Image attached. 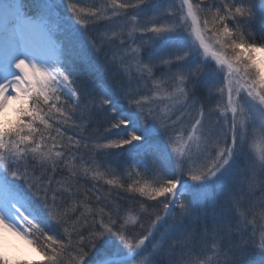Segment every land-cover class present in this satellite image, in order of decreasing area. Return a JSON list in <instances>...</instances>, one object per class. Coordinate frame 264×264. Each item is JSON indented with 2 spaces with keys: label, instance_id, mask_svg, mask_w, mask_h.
<instances>
[{
  "label": "snow or ice",
  "instance_id": "snow-or-ice-1",
  "mask_svg": "<svg viewBox=\"0 0 264 264\" xmlns=\"http://www.w3.org/2000/svg\"><path fill=\"white\" fill-rule=\"evenodd\" d=\"M258 133L264 0H0V264H264Z\"/></svg>",
  "mask_w": 264,
  "mask_h": 264
},
{
  "label": "rangeland",
  "instance_id": "rangeland-1",
  "mask_svg": "<svg viewBox=\"0 0 264 264\" xmlns=\"http://www.w3.org/2000/svg\"><path fill=\"white\" fill-rule=\"evenodd\" d=\"M81 2H85L87 5H91L93 3H97L99 5L102 2H105V0H80ZM198 0H193V3H197ZM175 3L177 6H179V0H175ZM86 5V6H87ZM88 7V6H87ZM101 27H103V24L97 25V30H99ZM157 95V94H154ZM225 103H226V95H225ZM213 107H215V101H213ZM161 107H164V104H161ZM62 131L65 132V142H67V136H72L73 140H75L77 137L75 135V129L72 127L62 128ZM249 151L253 155H258L260 151H264V134H257L249 139ZM99 171H102V168L99 169ZM155 203V202H154ZM139 219V217H137ZM10 246L8 250L5 252L10 257H16L20 258L22 256L28 257L29 259L38 260L39 257L35 252L32 251L31 247H29L27 244L26 247L23 245H19L18 243H15L14 241H10Z\"/></svg>",
  "mask_w": 264,
  "mask_h": 264
},
{
  "label": "trees",
  "instance_id": "trees-1",
  "mask_svg": "<svg viewBox=\"0 0 264 264\" xmlns=\"http://www.w3.org/2000/svg\"><path fill=\"white\" fill-rule=\"evenodd\" d=\"M97 4V3H95ZM81 5L82 6H90V5H87L85 2H81ZM87 5V6H86ZM229 24H231V22L229 21ZM102 130V129H101ZM102 174H103V178L98 180V181H92L90 178H89V182L90 183H93V184H98L99 187H101V189L103 190L104 193H107L108 191H111L113 193V195H115L116 193H119L120 194V197L122 199V202H127L128 198H131V197H135L136 199H144L142 197H139L138 194L136 193H132V192H125L123 188H116L112 185H108L107 183H105L106 180L108 179H116L118 181H124V180H127V183L124 184V188H127L129 185H135L136 183V180L139 179L141 181V183L147 181V182H151L147 177H139V178H136V177H129L127 174H123V175H120V174H117L115 176H111V175H108L107 173L104 172V169L102 168V171H100ZM61 177H57V179H60ZM65 178H67L66 174H65ZM94 199V197H93ZM148 203H154V202H148ZM139 220V219H137ZM145 223H147V221H145ZM38 235V233H37ZM257 241L259 240V232L257 233V237H256ZM74 255V253L72 254Z\"/></svg>",
  "mask_w": 264,
  "mask_h": 264
},
{
  "label": "bare ground",
  "instance_id": "bare-ground-1",
  "mask_svg": "<svg viewBox=\"0 0 264 264\" xmlns=\"http://www.w3.org/2000/svg\"><path fill=\"white\" fill-rule=\"evenodd\" d=\"M4 240H3V250L6 252L9 248L10 241H14L15 243H18L19 245H23L24 247H26V243L20 239H18L17 237L13 236L11 233H4Z\"/></svg>",
  "mask_w": 264,
  "mask_h": 264
}]
</instances>
